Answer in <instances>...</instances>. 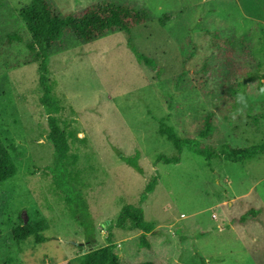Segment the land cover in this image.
<instances>
[{
	"label": "rangeland",
	"instance_id": "1",
	"mask_svg": "<svg viewBox=\"0 0 264 264\" xmlns=\"http://www.w3.org/2000/svg\"><path fill=\"white\" fill-rule=\"evenodd\" d=\"M46 1L63 16L110 1L151 17L133 37L156 70L139 62L121 32L88 44L67 36L49 60L71 170L88 202L97 247L112 234L120 264H264V154L240 164L188 150L180 165L159 160L177 155L161 121L182 139L197 138L208 113L215 114L214 131L201 142L209 150L264 146V0ZM31 2L0 0V136L7 148L16 147L19 169L0 187V264H82L93 248L47 171L54 149L38 64L10 68L30 59L20 13ZM216 34L242 40L233 56L221 43L212 49ZM11 35L22 40L10 45ZM138 152L145 174L119 157ZM155 177L158 186L142 205L157 227L145 249L142 232L110 227L125 207L141 205ZM250 211L259 218L242 225ZM36 213L49 225L45 244L16 242L20 217L29 221Z\"/></svg>",
	"mask_w": 264,
	"mask_h": 264
},
{
	"label": "trees",
	"instance_id": "2",
	"mask_svg": "<svg viewBox=\"0 0 264 264\" xmlns=\"http://www.w3.org/2000/svg\"><path fill=\"white\" fill-rule=\"evenodd\" d=\"M20 17L26 23L30 35V40L26 44L30 59H26L27 62L22 65L19 63L11 64L10 68L14 70L22 68V66L38 64L39 83L43 93L40 103L48 116V141L54 149V162L47 168V171L53 177L56 188L64 195L79 224L84 227L88 238V246L93 248L89 254L84 256L82 264H120V256L116 254V242L112 234L109 236L108 244L101 248H98L96 240L94 241L96 227L89 213L88 202L76 185L78 183L77 177L71 170L73 163L71 161L68 126L62 123L58 117L62 107L59 100L54 97L55 86L51 80L48 65L51 55L55 50L62 48V42L67 36H73L78 42L88 44L121 32L128 35L129 47L139 62L152 70H156V65L136 47L133 37L137 29L151 21L150 14L145 9L121 6L115 2L105 1L78 14L63 16L46 0H32L31 5L21 11ZM8 39L10 45L22 40L21 37L16 35H11ZM243 40L244 44L245 39ZM212 42L213 50H215L218 43H221V46L230 48V56H233V52L237 50L238 42L241 43L242 40L231 39V41H226L221 39L219 34H216ZM220 45L218 44V46ZM211 60L212 58L206 60V64H209ZM227 63H224V65L228 67ZM260 89L262 90V88ZM214 120L215 114L208 113L204 118L197 138L188 139L180 138L174 128L161 121L160 132L173 144L177 155L174 157L161 156L159 160H162L165 165H180L183 161L184 151L188 150L209 160L218 159L222 156L233 163L240 164L264 154V146H253L244 150H233L221 154L217 153L215 149L209 150L201 141H207L212 136ZM15 148V146H12L11 149L7 148L0 136V187L15 179L18 175L19 169L12 151ZM119 157L137 172L145 174L140 164V152L133 157L120 153ZM158 183L159 178L157 177L150 181L142 197L141 205L138 207H125L119 215L116 225L110 227V232L113 231L114 226L123 231H140L142 232L141 246L145 249L151 247L148 236L153 234L157 227L155 224L146 221L142 205L148 200L149 195L155 192ZM249 218L256 220L259 218V214L250 211L239 222L245 225ZM47 229H49L47 220L36 213L33 217H30L29 221L20 217L19 224L13 228V236L18 243H24L33 238L37 245H43L47 241L44 237ZM143 264L155 263L147 262Z\"/></svg>",
	"mask_w": 264,
	"mask_h": 264
}]
</instances>
